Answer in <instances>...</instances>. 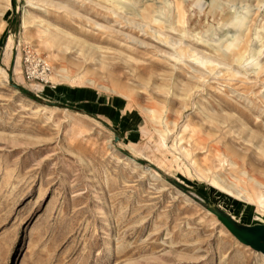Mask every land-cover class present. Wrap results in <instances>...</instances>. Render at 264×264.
I'll list each match as a JSON object with an SVG mask.
<instances>
[{"label":"rangeland","instance_id":"374dc122","mask_svg":"<svg viewBox=\"0 0 264 264\" xmlns=\"http://www.w3.org/2000/svg\"><path fill=\"white\" fill-rule=\"evenodd\" d=\"M216 210L264 225V0H0V264H264Z\"/></svg>","mask_w":264,"mask_h":264},{"label":"water","instance_id":"95a60500","mask_svg":"<svg viewBox=\"0 0 264 264\" xmlns=\"http://www.w3.org/2000/svg\"><path fill=\"white\" fill-rule=\"evenodd\" d=\"M216 211L213 212L216 218L240 244L264 256V225H239L233 219Z\"/></svg>","mask_w":264,"mask_h":264},{"label":"bare ground","instance_id":"6f19581e","mask_svg":"<svg viewBox=\"0 0 264 264\" xmlns=\"http://www.w3.org/2000/svg\"><path fill=\"white\" fill-rule=\"evenodd\" d=\"M9 48H11V42L10 43H8V46H7V49H9ZM10 50V49H9ZM9 52V51H8ZM7 58H8V54L7 55H5ZM193 58H194V56H193ZM155 176H157V175H155Z\"/></svg>","mask_w":264,"mask_h":264},{"label":"built area","instance_id":"2783aa9c","mask_svg":"<svg viewBox=\"0 0 264 264\" xmlns=\"http://www.w3.org/2000/svg\"><path fill=\"white\" fill-rule=\"evenodd\" d=\"M42 71H43V73H42L41 77H43L46 74V72L48 71V69L43 68Z\"/></svg>","mask_w":264,"mask_h":264}]
</instances>
